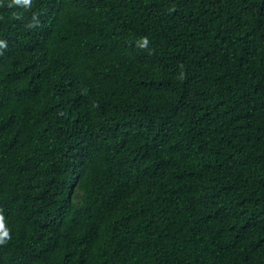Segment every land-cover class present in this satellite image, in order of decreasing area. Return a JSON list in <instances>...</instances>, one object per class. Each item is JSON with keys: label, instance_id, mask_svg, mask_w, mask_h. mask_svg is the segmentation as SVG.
Listing matches in <instances>:
<instances>
[{"label": "trees", "instance_id": "1", "mask_svg": "<svg viewBox=\"0 0 264 264\" xmlns=\"http://www.w3.org/2000/svg\"><path fill=\"white\" fill-rule=\"evenodd\" d=\"M0 41V264H264V0H0Z\"/></svg>", "mask_w": 264, "mask_h": 264}, {"label": "clouds", "instance_id": "2", "mask_svg": "<svg viewBox=\"0 0 264 264\" xmlns=\"http://www.w3.org/2000/svg\"><path fill=\"white\" fill-rule=\"evenodd\" d=\"M14 4L17 5H23L25 7H31L32 0H13ZM33 22L38 23V19L33 16ZM33 24H30L29 27H32ZM148 44L147 38L142 39V43L140 44V47H144ZM7 48V43L5 41H0V49ZM2 55V53H0ZM11 238L10 231L5 227V220L4 216L2 214V211H0V244L6 243L7 240Z\"/></svg>", "mask_w": 264, "mask_h": 264}]
</instances>
